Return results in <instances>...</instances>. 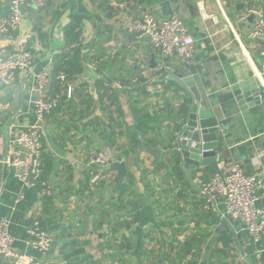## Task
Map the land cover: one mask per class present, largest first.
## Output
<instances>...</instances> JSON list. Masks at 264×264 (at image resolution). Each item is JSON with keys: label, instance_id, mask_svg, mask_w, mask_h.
Wrapping results in <instances>:
<instances>
[{"label": "crops", "instance_id": "0c3cea01", "mask_svg": "<svg viewBox=\"0 0 264 264\" xmlns=\"http://www.w3.org/2000/svg\"><path fill=\"white\" fill-rule=\"evenodd\" d=\"M9 4L0 0V18ZM249 5L264 6V0H45L41 9L23 7L21 26L0 37V54L22 41L34 63L16 72L12 84L0 83V160L12 158L16 135L33 122V74L51 71L62 29L80 7L82 71L69 79L71 97L63 96L43 122L42 175L51 193L24 189L18 200L22 188L13 168L4 164L0 171V219L8 218L15 252L43 264H253L256 250L264 260V236L254 242L239 220L222 217L221 199L207 209L199 193L201 182L235 162L264 177V94L236 110L221 131L218 170L212 164L179 168L173 120L183 90L164 79L151 44L125 28L144 10L188 23L196 43L193 63L172 55L165 57L166 69L188 67L210 94L253 76L260 64L247 38L250 16L243 18ZM53 85L51 80L45 91L52 94ZM106 149L125 162L126 173L115 183L116 171L104 166L86 193L87 155ZM34 220L54 238L47 254L28 243L26 228ZM188 241L191 251L184 256L180 249ZM0 264L13 260L0 255Z\"/></svg>", "mask_w": 264, "mask_h": 264}, {"label": "built area", "instance_id": "2783aa9c", "mask_svg": "<svg viewBox=\"0 0 264 264\" xmlns=\"http://www.w3.org/2000/svg\"><path fill=\"white\" fill-rule=\"evenodd\" d=\"M44 5L45 0H10L8 14L0 18V37L21 26L24 20V6L41 9ZM248 16H252V20L247 38L257 48L260 57V64L253 76L257 80L261 97L264 94V6H247L243 18ZM125 28L136 41L146 40L151 44L161 59V68L168 67L165 57L172 55L180 57L185 64L193 63L195 38L183 20L176 17H157L152 12L144 10L137 18L128 21ZM19 46L18 49L0 54V83L4 85L12 84L16 72L28 70L34 63L32 51L25 47L22 41ZM56 79L59 81L60 91L49 94L45 88L51 81L50 71L41 68L33 74L31 88L36 92L32 100L34 120L16 135L14 139L16 150L12 158L0 160V171L4 164L13 168V176L22 188L18 193V200L23 198L24 189H36L41 195L51 193L50 185L42 175L41 168L43 122L47 114L61 105L63 96L70 98L72 94L71 83L65 72L59 71ZM113 156L111 149L87 155L89 179L82 187L84 192L88 193L96 187L103 175V167ZM199 193L207 209L214 200L221 199L225 208L222 217L239 220L254 242L264 236V204H258L264 197V177L261 174L247 173L240 163L235 162L230 171L216 172L201 182ZM26 232L28 243L36 252L44 255L50 251L54 238L36 220L27 226ZM12 243L8 218L2 217L0 255L12 259L13 264H43L40 259L15 252ZM253 264H264L261 250H256Z\"/></svg>", "mask_w": 264, "mask_h": 264}, {"label": "water", "instance_id": "95a60500", "mask_svg": "<svg viewBox=\"0 0 264 264\" xmlns=\"http://www.w3.org/2000/svg\"><path fill=\"white\" fill-rule=\"evenodd\" d=\"M250 19L252 20V16ZM186 25L189 27L188 23ZM152 66L156 67V63ZM164 71V79L174 82L183 90L179 104L182 113L176 119L177 131L173 142L178 167L183 169L186 164L192 169L212 164L218 170L216 157L221 131L233 118L236 110L243 111L255 102H260L256 78L251 76L230 84L225 91L209 94L199 75L188 67H183L180 72L174 69ZM226 97L228 99L223 102L222 99ZM106 170L116 171L114 182L118 183L126 173V165L124 161L111 158L105 165Z\"/></svg>", "mask_w": 264, "mask_h": 264}, {"label": "trees", "instance_id": "16d2710c", "mask_svg": "<svg viewBox=\"0 0 264 264\" xmlns=\"http://www.w3.org/2000/svg\"><path fill=\"white\" fill-rule=\"evenodd\" d=\"M82 8L80 7L78 11H74V14L71 17V20L63 27L62 34H63V46L55 52L52 57V65H51V80L53 81L54 91L51 92L52 94L57 93L60 91V84L59 81L56 79V75L59 71H63L66 73L68 79H72L75 75L79 74L82 71L80 66V62L82 59V51L80 46V37H81V21L83 14L81 12ZM78 45H74L77 44ZM74 45V46H73ZM159 73H163V70H159ZM182 113V109L179 107L175 110V119L173 120V127L176 128V119ZM178 115V116H176ZM42 174H43V167ZM191 244L192 242H184L180 253H183L185 256L187 253L191 251ZM194 256V254H193ZM181 258L182 256H177ZM175 258H170L171 262L174 261ZM185 264H196V262L189 260Z\"/></svg>", "mask_w": 264, "mask_h": 264}]
</instances>
